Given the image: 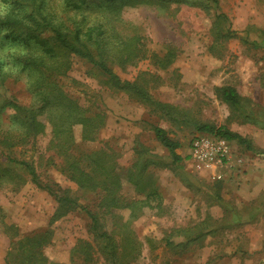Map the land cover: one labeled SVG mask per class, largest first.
<instances>
[{
    "label": "rangeland",
    "instance_id": "rangeland-1",
    "mask_svg": "<svg viewBox=\"0 0 264 264\" xmlns=\"http://www.w3.org/2000/svg\"><path fill=\"white\" fill-rule=\"evenodd\" d=\"M199 1L207 4L208 0L125 5L121 12L132 23L129 31L141 34L145 47L133 62L108 63L122 80L137 81L153 99L179 105L192 121L180 122L152 111L149 100L116 90L104 77L89 74V62L78 56H71L70 68L57 75L69 96L104 113L105 125L96 138L82 141L78 125L75 142L80 151L103 147L114 152L122 197L145 198L124 177V169L136 160L141 145L146 153L169 163L147 169L161 192L160 205L144 203L135 217L129 208H113V219L102 206L101 192L82 189L62 173V156L51 144L47 124L43 133L26 144L11 149L0 146V264H7L8 257L16 264H28L13 249L25 235L39 230L53 233L43 249L46 264H79L82 256L77 247L81 246L94 256L93 264H106L96 251L87 210L98 213L104 230L116 235L133 231L137 251L129 264H264V0H218L217 7L210 1L207 8H201ZM99 3L90 0L88 10ZM42 4L57 13L65 7L63 0H43ZM218 13L228 18L220 27ZM228 24L236 35L215 39L214 28L221 32ZM9 33L0 29V54L13 60L22 46ZM170 52L171 62L166 63ZM11 72L0 86L2 129L13 125L14 110L5 105L6 100L13 97L28 104L32 97L27 82L34 79V72L19 68ZM222 85L237 88L244 111L233 110L217 96L215 87ZM197 120L238 132L254 150L229 141L233 165L225 169L222 179L215 178L189 157L192 138L207 134L195 126ZM153 125L164 127L180 143L176 151L181 161L170 163L171 153L156 138ZM9 153L32 162L41 180L55 183L60 196L75 200L77 206L65 204L58 217L59 202L31 182L22 165L8 161ZM122 260V264L130 262L128 256Z\"/></svg>",
    "mask_w": 264,
    "mask_h": 264
},
{
    "label": "trees",
    "instance_id": "trees-1",
    "mask_svg": "<svg viewBox=\"0 0 264 264\" xmlns=\"http://www.w3.org/2000/svg\"><path fill=\"white\" fill-rule=\"evenodd\" d=\"M39 1L0 0V29L6 28L10 31L8 35H12L11 39L18 41L22 46L18 53L13 54V60L0 54V86L6 84L12 76L13 69H29L35 74L34 79L27 82L28 88L32 91L28 104H22L13 97L6 100L5 105L14 110L13 125L5 129L0 128V146L3 149H11L16 145L26 144L43 133L49 124L51 144L62 156V173L82 189L101 192L102 206L106 208V212L111 213L113 219L116 218L113 208H129L131 216L135 217L146 203H149L148 206H154L151 202L157 201L159 206L161 192L153 175L147 172V169L151 165L166 166L169 163L146 153L145 147L141 145L136 160L124 169V177L134 185L138 193L144 192L145 198L122 197L120 167L115 160L114 152L103 147L87 152L80 151L75 142L74 127L78 125L81 126L82 141H93L98 131L105 125L104 113L95 110L94 106L84 107L69 96L59 85L57 75L65 74L70 68L71 56H78L89 62L91 66L89 74L104 77L116 90L122 89L139 95L145 101L149 100L152 111H160L172 120L192 121L179 105L153 99L146 90L140 88L137 81L122 80L108 64L111 61L133 62L140 58L145 47L142 35L129 31L132 23L125 19L121 12L125 5L159 4L181 0H99L101 3L90 10H88L90 0H63L65 7L59 13L52 9H44L43 0ZM210 1L213 7L218 6V0H208L207 4H204V1L196 3L203 6L201 8H207ZM68 12H73V15ZM216 17L219 27L228 19L224 13H218ZM214 29L215 39H221L225 35H236L229 24L223 25L221 32L216 27ZM252 43L261 45L255 40ZM172 56L171 52L166 56V63L171 62ZM215 93L233 110L244 111L243 98L236 87L216 86ZM42 115H45V120L41 119ZM195 126L204 133L218 135L229 141H238L248 150H254L247 138L225 126L218 127L199 120ZM152 130L161 144L170 151L172 157L170 163L173 165L181 161L182 156L176 151L180 143L171 137L164 127L153 125ZM6 158L10 162L22 165L31 182L55 197L59 202L56 212L58 217L64 213L65 204L77 206L75 200L68 196H60L55 190V183L41 180L32 162L19 160L10 153ZM87 213L91 218V233L98 245L96 251L103 255L105 263L122 264L124 256H128L130 261L125 262L134 263L137 239L132 235L133 231L125 230L116 235L113 231L104 230L98 213L91 210H87ZM115 224L116 221L113 222L114 227ZM52 234V230H39L25 235L17 242L13 252L15 251L19 257H26L29 260L28 264H46L47 257L43 249L51 242ZM197 235L198 233L193 238ZM169 241L167 239V242ZM77 250L82 256L78 258L79 264H93L94 256L87 253V249L81 246L77 247ZM6 261L7 264H16L12 257L6 258Z\"/></svg>",
    "mask_w": 264,
    "mask_h": 264
},
{
    "label": "built area",
    "instance_id": "built-area-1",
    "mask_svg": "<svg viewBox=\"0 0 264 264\" xmlns=\"http://www.w3.org/2000/svg\"><path fill=\"white\" fill-rule=\"evenodd\" d=\"M190 159L217 179H222L225 169L233 165L229 140L214 134H198L190 143Z\"/></svg>",
    "mask_w": 264,
    "mask_h": 264
}]
</instances>
